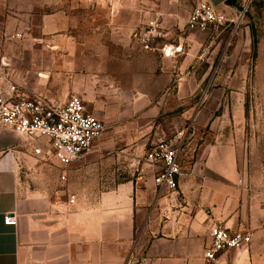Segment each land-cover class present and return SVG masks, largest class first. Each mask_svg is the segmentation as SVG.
Here are the masks:
<instances>
[{"label": "crops", "instance_id": "obj_1", "mask_svg": "<svg viewBox=\"0 0 264 264\" xmlns=\"http://www.w3.org/2000/svg\"><path fill=\"white\" fill-rule=\"evenodd\" d=\"M101 3L92 0L85 19L61 8L1 25L0 98L12 87L53 105L78 95L105 131L64 168L34 158L25 139L0 130V264H204L215 222L252 235L217 264H264V180L240 152L244 112L229 123L224 109L212 122L230 94L202 86L230 77L210 75L212 59L195 41L205 34L187 27L194 0ZM217 8L235 18L232 6ZM154 18L166 38L145 51L132 33ZM134 117L142 118L140 141L120 139ZM180 133L178 192L158 193L145 155ZM6 216L17 225H6Z\"/></svg>", "mask_w": 264, "mask_h": 264}, {"label": "built area", "instance_id": "obj_2", "mask_svg": "<svg viewBox=\"0 0 264 264\" xmlns=\"http://www.w3.org/2000/svg\"><path fill=\"white\" fill-rule=\"evenodd\" d=\"M241 1L243 18L254 0ZM239 26L240 22L228 17L208 0H194L187 22L189 30L202 33L221 27H232L234 31ZM163 30L162 22L154 18L136 28L132 39L145 51H152L160 39L166 38ZM4 129L25 139L34 158L55 160L66 168L94 148L95 141L105 131V125L87 111L85 100L78 95L71 96L62 105H53L42 97H26L12 87L7 99L0 98V130ZM185 142L186 135L180 133L174 140L160 141L146 153V163L156 168L154 182L158 193L174 195L178 192L179 177L183 175L180 158ZM4 223L17 225L12 216H6ZM210 237L204 264H217L224 253L243 249L252 242L250 233L233 231L216 222L210 227Z\"/></svg>", "mask_w": 264, "mask_h": 264}, {"label": "rangeland", "instance_id": "obj_3", "mask_svg": "<svg viewBox=\"0 0 264 264\" xmlns=\"http://www.w3.org/2000/svg\"><path fill=\"white\" fill-rule=\"evenodd\" d=\"M101 1L102 6H111V3L116 5L124 0ZM91 3L92 0H0V31L4 21L19 15L42 17L61 8L76 11L78 16L85 19L92 11ZM228 5L235 9V19L240 22L239 28L233 31L232 27H221L204 33L196 32L199 36L205 35L204 38L196 37L195 41L198 44L203 43L204 53L212 59L210 75H220L225 71L230 77V82L226 85L205 84L202 86V92H210L217 86L226 87L227 94H230L229 98L223 99L213 123L224 109L228 110L229 123L232 113L237 116L241 111L244 112L242 125L239 132H236L240 152L247 162L248 170L259 173L258 177L264 180V0H254L243 18L241 0H235L234 4ZM5 40V36L0 37V42ZM213 40H216V46L211 44ZM211 45L214 47H210ZM205 65L208 64H203L201 69ZM232 96L234 98H231ZM141 119L134 117L126 120L124 124L129 127L117 132V136L126 141L136 138L138 140L135 141L139 142V136L137 138L136 135L139 134ZM188 124L192 126L191 121ZM209 128L210 126L203 131L204 134L208 135ZM135 130L137 132H134Z\"/></svg>", "mask_w": 264, "mask_h": 264}, {"label": "water", "instance_id": "obj_4", "mask_svg": "<svg viewBox=\"0 0 264 264\" xmlns=\"http://www.w3.org/2000/svg\"><path fill=\"white\" fill-rule=\"evenodd\" d=\"M227 1L229 0H209V2L216 8L225 4Z\"/></svg>", "mask_w": 264, "mask_h": 264}, {"label": "trees", "instance_id": "obj_5", "mask_svg": "<svg viewBox=\"0 0 264 264\" xmlns=\"http://www.w3.org/2000/svg\"><path fill=\"white\" fill-rule=\"evenodd\" d=\"M234 1L235 0H229V1L226 2V4H234ZM254 57H255V51H254Z\"/></svg>", "mask_w": 264, "mask_h": 264}]
</instances>
